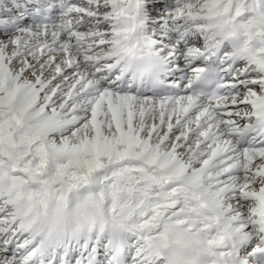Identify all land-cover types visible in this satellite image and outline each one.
I'll list each match as a JSON object with an SVG mask.
<instances>
[{
    "label": "snow or ice",
    "instance_id": "snow-or-ice-1",
    "mask_svg": "<svg viewBox=\"0 0 264 264\" xmlns=\"http://www.w3.org/2000/svg\"><path fill=\"white\" fill-rule=\"evenodd\" d=\"M0 264H264V0L0 12Z\"/></svg>",
    "mask_w": 264,
    "mask_h": 264
},
{
    "label": "bare ground",
    "instance_id": "bare-ground-1",
    "mask_svg": "<svg viewBox=\"0 0 264 264\" xmlns=\"http://www.w3.org/2000/svg\"><path fill=\"white\" fill-rule=\"evenodd\" d=\"M19 3V0H0V12L3 11H15V6Z\"/></svg>",
    "mask_w": 264,
    "mask_h": 264
}]
</instances>
